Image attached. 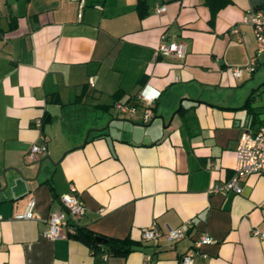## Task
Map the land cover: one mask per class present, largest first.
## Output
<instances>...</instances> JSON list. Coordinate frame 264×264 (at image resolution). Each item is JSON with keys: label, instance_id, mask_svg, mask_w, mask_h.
Listing matches in <instances>:
<instances>
[{"label": "crops", "instance_id": "crops-1", "mask_svg": "<svg viewBox=\"0 0 264 264\" xmlns=\"http://www.w3.org/2000/svg\"><path fill=\"white\" fill-rule=\"evenodd\" d=\"M101 3L85 0L80 17L78 0H0V264H179L202 234L215 241L197 264H264L254 232H264V171L242 193L210 190L233 175L242 130L264 121V44L242 20L264 13V0H229L213 21L206 0ZM163 34L186 43L184 57L160 51ZM253 57V71L233 74ZM146 86L160 95L144 120ZM123 99L134 114L115 108ZM46 154L56 163L45 159L35 179L12 168L34 177ZM71 184L86 204L74 223L129 237L128 254L105 259L77 237L46 234ZM30 196L39 217L15 218ZM153 222L186 234L143 237Z\"/></svg>", "mask_w": 264, "mask_h": 264}, {"label": "built area", "instance_id": "built-area-1", "mask_svg": "<svg viewBox=\"0 0 264 264\" xmlns=\"http://www.w3.org/2000/svg\"><path fill=\"white\" fill-rule=\"evenodd\" d=\"M102 0H96V6L102 8ZM79 16H82L85 7V0H78ZM167 9L166 4L156 6L155 11L162 13ZM243 22L253 24L257 39L264 44V13L249 9L242 18ZM165 34L161 36L159 45L160 51L167 55L184 57L187 52V45L184 41H166ZM256 59L251 58L246 66H235L232 72L235 76H241L244 69L253 71L255 69ZM160 90L146 86L141 89L138 94V99L145 106L144 120L149 119L153 111L155 100L159 97ZM115 108L124 114H134L137 106L129 103L126 99L117 100L114 102ZM39 126L43 125V118L36 120ZM48 149L46 142H34L30 148L32 158H37L40 153L46 152ZM264 171V121L256 128H245L242 130L238 145L236 148V165L233 175L223 182H216L210 188L211 191H228L233 190L236 193L243 192L242 181L248 175L255 172ZM60 201L63 207L53 211L48 216L49 227L46 234L51 237H66L71 233L76 232V224L73 221L74 217H79L86 212V204L78 193V189L74 184H71L70 189L60 195ZM36 198L30 196L24 209L14 213L15 218H38L36 212ZM255 234L264 235V232L254 230ZM143 237L147 239L167 238L168 242L173 244L176 240L186 234V229L182 226H172L165 224L164 228L158 223L153 222L150 226L143 230ZM215 241V238L209 234H202L195 239L193 247L182 254L179 264H197L194 260L196 254L206 256V253L201 249L206 243ZM104 258L110 255L108 252L102 254ZM145 264H150L148 261Z\"/></svg>", "mask_w": 264, "mask_h": 264}, {"label": "trees", "instance_id": "trees-1", "mask_svg": "<svg viewBox=\"0 0 264 264\" xmlns=\"http://www.w3.org/2000/svg\"><path fill=\"white\" fill-rule=\"evenodd\" d=\"M228 1L229 0H206L211 7L212 21L216 17L218 9ZM44 121H46L45 118H43V122ZM76 228V232L71 233L70 235L85 241L89 244L94 253L100 252L103 254L106 251L110 255H126L134 248V242L129 237L124 239L113 238L103 234H97L84 226H76ZM98 235H101L106 240L103 241L98 239Z\"/></svg>", "mask_w": 264, "mask_h": 264}, {"label": "water", "instance_id": "water-1", "mask_svg": "<svg viewBox=\"0 0 264 264\" xmlns=\"http://www.w3.org/2000/svg\"><path fill=\"white\" fill-rule=\"evenodd\" d=\"M89 133H90V130L87 132V136L89 135ZM47 158L51 161L52 164L56 163V161L52 158V156L50 154H46L45 156L40 158L39 164H38L37 173H36V175L34 177H28L27 178L23 174L22 170L19 167H17V166H12V168L15 169L23 179H35V178H37L39 176L40 172L43 171L44 160L47 159ZM3 178H4V181H5V185L2 186V181H1V178H0V189H4L9 184V180H8V177H7L5 172L3 173ZM98 239L103 240V241L106 240L101 235H98Z\"/></svg>", "mask_w": 264, "mask_h": 264}]
</instances>
